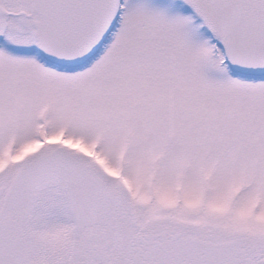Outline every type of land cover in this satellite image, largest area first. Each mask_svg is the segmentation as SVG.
Segmentation results:
<instances>
[{"label":"snow or ice","instance_id":"obj_1","mask_svg":"<svg viewBox=\"0 0 264 264\" xmlns=\"http://www.w3.org/2000/svg\"><path fill=\"white\" fill-rule=\"evenodd\" d=\"M0 264H264V0H0Z\"/></svg>","mask_w":264,"mask_h":264}]
</instances>
